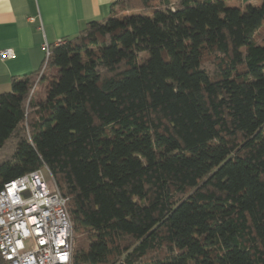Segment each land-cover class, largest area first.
<instances>
[{
  "label": "trees",
  "instance_id": "16d2710c",
  "mask_svg": "<svg viewBox=\"0 0 264 264\" xmlns=\"http://www.w3.org/2000/svg\"><path fill=\"white\" fill-rule=\"evenodd\" d=\"M37 77L0 95V191L48 170L72 264H264V0H118Z\"/></svg>",
  "mask_w": 264,
  "mask_h": 264
},
{
  "label": "built area",
  "instance_id": "2783aa9c",
  "mask_svg": "<svg viewBox=\"0 0 264 264\" xmlns=\"http://www.w3.org/2000/svg\"><path fill=\"white\" fill-rule=\"evenodd\" d=\"M65 43L59 40L55 46ZM51 46L43 45L45 58L38 81L48 65ZM0 57L14 59L16 55L5 50ZM51 178L52 190L44 170H38L6 184L0 191V264H72L69 199L62 196Z\"/></svg>",
  "mask_w": 264,
  "mask_h": 264
},
{
  "label": "crops",
  "instance_id": "0c3cea01",
  "mask_svg": "<svg viewBox=\"0 0 264 264\" xmlns=\"http://www.w3.org/2000/svg\"><path fill=\"white\" fill-rule=\"evenodd\" d=\"M118 0H0V52L12 50L16 57H0V95L10 93L14 78L39 74L43 45L69 40L92 21L111 16Z\"/></svg>",
  "mask_w": 264,
  "mask_h": 264
},
{
  "label": "rangeland",
  "instance_id": "374dc122",
  "mask_svg": "<svg viewBox=\"0 0 264 264\" xmlns=\"http://www.w3.org/2000/svg\"><path fill=\"white\" fill-rule=\"evenodd\" d=\"M253 5L254 6H256L257 4H254L253 3ZM227 6H234V7H237V6H243L240 2H238V1H232L230 4H228ZM243 7H245V6H243ZM120 14V13H119ZM124 14H120L119 16H123ZM51 69L52 68H49L48 69V74L51 72ZM46 82L44 81L42 84H41V86L39 87V90L40 91H43L44 89H45V87H46ZM44 170V177H45V179H46V182H47V184H48V186L50 187V189L52 190L53 189V181H52V178H51V175H50V173L46 170V169H43Z\"/></svg>",
  "mask_w": 264,
  "mask_h": 264
}]
</instances>
